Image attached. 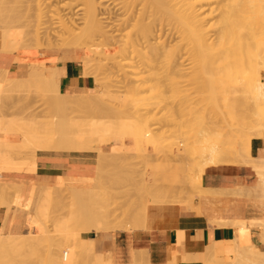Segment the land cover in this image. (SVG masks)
I'll use <instances>...</instances> for the list:
<instances>
[{
    "label": "bare ground",
    "instance_id": "1",
    "mask_svg": "<svg viewBox=\"0 0 264 264\" xmlns=\"http://www.w3.org/2000/svg\"><path fill=\"white\" fill-rule=\"evenodd\" d=\"M11 1H13V0H11ZM4 2H7V0ZM8 3H9V1H8ZM3 4H2V6H3ZM15 4H13L14 5L13 7L12 6L10 7L8 15L5 14V12L3 13L0 11V40H1V43H3V45L7 48L8 53H14V54H18L20 56H26V55L32 56V55H35L36 53H39L40 51H44L47 49H62V48H64V49H68V48L69 49L70 48L83 49L84 54L82 56L83 57L82 61H83V66H84V74H86L88 76L91 75L90 69L94 65H98V62L102 61V63H105V62H107L106 64L112 63L113 65H115L119 69H121V70L123 69V71H124L123 73H125V72L128 73V75L125 74L127 76L126 80L130 79L132 81V79H133V81L134 80L136 82L140 81L142 83L143 81H146L147 79L150 80L152 78L151 80H154V81L153 82L150 81V82L152 84L157 83L156 85L159 87V89H162V87L165 84L166 79L174 78L173 81H172V79L168 80V81H171V82H169V84L172 82H175L174 85H172L173 84L172 83L170 85V87L172 86L173 91H176V92L178 91V88H176V87L173 88V86H175V84L180 85L181 83H183V82H181V83L177 82V81H181L180 79H182V78H180L178 80H177V78H179L180 76L182 77V75L184 73H186L187 71L189 72L190 71L189 69L192 68V72H190V74H194L197 71L199 72L200 71L199 69L204 68L206 65H208V66H206V68L211 67V69L213 66H215V68H217V67L220 68V69L217 68L218 71L221 70V68L223 70V71L221 70V71L217 72L218 74L220 73V75H218V78H219L221 83H224V85H225V84H227V83H225V81H227L228 84H229V82L232 84L235 83V86H236V83L242 84L243 88H244L243 91H245L247 93V95H245L247 97H245V98H248V100H249V98L251 97L255 100L254 103L256 104L257 110L253 114L250 113L251 115L248 113L247 120H248L249 124L248 123L247 124L249 126H245V128L243 127L244 129H247V131L249 133L248 138L245 139V137L242 135V134H244V132L242 133L239 131L241 133V135H238L241 140H242L241 136H243V140L244 139L246 140V144H244L245 142L243 140H242L243 143H241L239 140L240 145H242V144L245 145V147L242 145V148H241V146H239V151L244 152V153L243 152L240 153L243 156L242 160L240 159L242 156L240 157V154H239V151L237 150V148H236L237 151L233 150V148H234L233 143L235 141L237 142V140H235L233 142V140L235 139L236 136L233 135L234 139L231 138V140H229L233 143L228 141L229 143L232 144V147H230L231 145H229V146L226 145V144H228V143H226V140H228V138L225 141H223L226 143L225 145L227 147L223 146L224 144L220 145L219 144L220 141L218 140L219 142H217L216 138H215V144H214L213 143L214 140H212L214 138V136H209V135H211V134H209L210 129H211V131H213L212 127L210 125L211 124L215 125V122L218 120L212 121V122L210 121L209 124L206 122L208 125L204 126L205 128L203 130H201V132H199L198 136H196L197 134L195 132H194L195 134L193 133L196 136V138L193 137L194 140H192L193 139L192 137H191L192 138L191 140H189L187 138V137L190 138L189 135L192 132V131H190V129H187V130H189V135L186 137L187 139L185 140L186 144H187V145L185 144V146L187 148L185 150L187 152L189 148L190 149L193 148L191 150L196 153L197 160L195 161V159H194V161H195L194 163H196V164L191 166V163L193 162L192 155L190 158V160H192V161L189 163V165H187V164L190 160L187 158L189 160L188 162H185L187 165V168H186V165L184 164L185 168L183 169V171L187 175L184 174L185 177H183V179L184 178L185 179L183 180L182 184L180 185V188H178V183L177 184L176 183H172V184L170 183V180H171L170 177H169L170 180L169 181L166 180L167 183H165L166 182L165 178H166V175H168V174L165 175L164 179L160 178V176H157V171H158L159 165L155 161L156 165L158 166V167L155 166V172H156L157 178L159 177L158 179L155 177L156 178V184H158L157 180L159 181V179L160 180L163 179L165 181L164 182L165 186L167 185V187H168L167 189L170 193H168V191L166 192L167 189L165 190L164 189L165 187L163 188V186H162L163 184L160 183V185L162 186V191L164 189V192H162L160 189V192H162V198H161L160 197L161 194L158 192L159 188L161 187L160 185H159L158 191H156V192H158L157 194L155 191H151L152 187L151 188L148 187V186H153V184L146 186V191L149 188L151 192H155V196L160 194V195H158L159 198L157 196V198L155 197L154 199H152V197H149V195L152 193H149V192H148L149 194H146V192H145V196H143V198H141L143 194H141V192H140V195H141L140 200L142 199L141 201H143V202L145 201V202L144 203L141 202L142 206L139 207V208H141L140 209L141 212L140 211L136 212V210H134L136 212L135 215H134L135 212H133V209H135L134 206L137 207L136 204H138V206L140 204L138 202L135 203V201L130 202V199L134 198L136 200L137 198L139 199V197L135 198L136 196L135 197L132 196V198L131 197H130V199L128 198L129 201H126L127 198L125 199V197L123 196L124 194L122 195L123 197H121V196L118 197L119 200H120V197H121V199L122 198L125 199L123 204L126 202V204H124L125 207L122 204L125 209L121 208V210L125 211L126 206L128 207L127 204H129V203H131V205L133 203V205H134V206L132 205L133 209L130 208L131 205H129V210L127 209L128 213H129V211H132L130 213V217H131L132 213H133L132 216H134V217L136 216V219L134 217L133 218L131 217L132 219H130V221L136 220L135 221L136 223L134 221H133V224L129 222L131 224V225L129 224L130 226L133 225V227H131L132 230H133V228L138 229V228L144 227L145 222L147 221L146 219H147L148 206L151 203L179 204V205L187 206L190 209H193L196 212L201 213L199 211V209H200L199 204L195 205V203L193 201L195 199H193V198H195V197L200 198L201 196H204V195L223 196V195H226L227 193H229L228 189H217V188L213 189L210 187H206L204 185V182H203V176H204V173H205L207 168L214 167V166L217 167L220 165H226V163H228L230 161L233 162L232 158L235 160V162H237L236 160H238L240 165L241 164L246 165V166L249 165L252 167V169L254 171H256V173L259 175V179L261 181V185H259L260 188L258 189V187H256V189H257L256 191L262 190L264 192V157H257V156H254L252 154V141H253V139L254 138H264V80H263V73H264V0H26L22 3L20 1V3L17 4L19 6H17V7ZM15 22L22 25L23 28H21V30L17 29L18 25L17 26L14 25ZM1 46H2V44H1ZM1 48H0V51H3L4 49L2 48L3 50H1ZM98 55H99V58L97 60V58H95V56H98ZM96 60H97V62H96ZM200 64L203 67L202 66L200 67L199 66ZM113 65H111V66H113ZM106 66L107 67L109 66V68H111V70H112V67L110 65H106ZM107 67L106 68L104 67V70L107 69ZM116 67L113 66V70ZM197 67H198V69H197ZM215 68H214V70H215ZM202 70H204V69H202ZM210 70L209 69L204 70L205 72L203 74L208 76L209 74L207 75L206 73H207V71H209V73H211ZM8 72H10V71H8ZM23 72H25L27 75L26 76H19V77H8V76L4 77V75H3L2 77H4V78L1 77L2 81H6V83H9V84H6L7 86L8 85L12 86L10 92L13 93L15 91L17 94L20 89L23 90V91H21L22 94H24V91H28V90H30L29 92H31L33 90L38 91L39 87L38 88L36 87L35 89L32 88L33 85L37 86V83L32 84V82H34V81L38 82V80H40L38 82V84L40 82H43V84H44V82H46V85L44 84V86H46V88H49V87L51 88V86H47V83H49V82H53V84L56 86H58L60 84L59 83L60 80L57 77L53 76L52 74L50 75L48 73L45 63L33 61L26 66V69L23 70ZM113 72L114 71H112V73ZM214 72H213V74H214ZM2 73L7 74L5 70ZM118 73H120V72H118ZM186 74L184 75L183 78H185ZM201 74H202V72H201ZM1 75L2 74L0 73V76ZM118 75H120V74H118ZM121 75H123V74L121 73ZM91 76L93 77L94 75H91ZM115 76H117V75H115ZM189 76H191V75H188L186 77L189 78ZM192 76H191V78H192ZM206 76H204V78ZM214 76H215V74H214ZM118 77H120V76H118ZM197 77L199 79V76H197ZM124 78L125 77H123V79ZM208 78H209V76H208ZM25 79L28 80L27 81L28 84H26L27 82L23 83L25 86L24 87L21 83L23 81H26ZM109 79H110V77H109ZM201 79H203V78H201ZM205 81L206 80L203 79V83ZM200 82H202V80ZM193 83H194V81H193ZM221 83H220V85H221ZM30 84L32 85V87L30 89H27V87L29 88L31 86ZM128 84H129V82H128ZM166 84L168 85L167 82H166ZM6 85L4 83V86H6ZM26 85H28V86H26ZM39 85H42V83ZM121 85H123V84H121ZM138 85L139 86L137 88L140 91V89H142L141 84L138 83ZM204 85H205V83H204ZM204 85H202V87H204ZM227 85H225V86L227 87ZM242 85H241V87H242ZM20 86H21V88H20ZM44 86L43 85L40 86V89L42 87V88H44L45 91L47 90V92H49V91L53 92L54 89H56V88H54L53 91H51V90L48 91V89H46ZM207 86L208 85H206L205 88L201 87V89L200 88H197V89H200V91L202 90L201 92H203V90H205V89L208 90L206 88ZM209 86H211V85H209ZM235 86L233 85V87H235ZM23 87L27 90H25ZM53 87L54 86H52V88ZM170 87L168 86V88H170ZM219 87L215 86L214 88L219 89ZM57 88H61V87H57ZM101 88H102V85L100 83L96 82V86L92 87L88 91V93L84 95V98H85V96L87 97L86 98L87 102L89 100L91 101V99H90L91 97H94L92 95L97 96L99 93L102 94ZM8 89H9V86H8ZM217 89H213V91L215 93H217V91H219ZM224 89L226 90V88H223L220 91L223 92L222 90H224ZM3 90H6V89L3 87ZM44 90L42 89L41 91H44ZM164 90H165V86L163 87V91ZM225 90L222 94V96L223 95L224 96L220 97V98H223L224 100H226L225 98H229L228 96L225 95V94H227V93H225L226 92ZM227 90H228L227 92L231 91L230 88ZM163 91H161V93L165 94L166 92L164 93ZM237 91L238 90H236V92ZM7 92L8 91H6L5 93H7ZM47 92H45V93H47ZM54 92L58 95L60 93H62V91L60 89H56ZM214 92H213V94H215ZM5 93L3 94L4 96H5ZM204 93H206V91ZM207 93H209V92L207 91ZM218 93H220V92H218ZM218 93H217V95L219 96ZM242 93H244V92H242ZM56 94H55V97H56ZM68 94L70 95V99L74 98L72 94H70V93H68ZM107 94H109V93L107 92ZM213 94L211 93V95H213ZM230 94L231 93L229 92V95ZM0 95H2V94H0ZM76 95H77V93H76ZM76 95H74V96L77 98H79L80 96L81 97L83 96L80 94L78 96H76ZM6 96H7V94H6ZM66 96H64V97H66ZM157 96H158V94H157ZM207 96H209V98L206 97V95H205V97H202L204 100L207 99V102H208L207 105L209 103H211V102H209V100L213 99V102L216 100V99H214V97L216 95L215 96L213 95L212 99L210 97V94H207ZM248 96H250V97H248ZM9 97H11V96H9ZM88 97H90V98H88ZM97 97H99V96H97ZM154 97H155V95H154ZM22 98L25 99V97H22ZM29 98H30V96H29ZM163 98H164V96H163ZM182 98H184V97H182ZM0 99L2 100V98H0ZM7 99L8 98H6V100ZM68 99H66V100L69 102L70 99L69 100ZM72 99H71V102H72ZM102 99H104V97ZM4 100H5V98H4ZM80 100L81 99H78L76 101L81 102L82 100H85V99H83V97H82V100L81 101ZM96 100L98 101V99H95V102H93V101L92 102L97 103ZM228 100H230V98ZM8 101H9V99H8ZM67 101L65 103H68ZM73 101H74V99H73ZM102 101H105V100H102ZM71 102H69V103H71ZM83 102H85L86 104H84ZM87 102L82 101V103L84 105H87L86 108L90 109L91 105L89 106L87 104ZM99 102H100V99H99ZM161 102H163V101H161ZM219 102L221 104V102H223V101H219ZM243 102H245V101H243ZM246 102H248V101H246ZM251 102H253V101L251 100ZM24 103H25V101H24ZM69 103H68V106H66V107H68L69 109H71V108L73 109L74 103L73 102H72L73 104L71 103L73 107L72 106L69 107ZM199 103H201V106L204 107V105L202 104L203 103L202 101ZM214 103H213V105H216V107L219 106V104L217 106V103H218L217 101L215 104ZM224 103H226V102H224ZM227 103L225 104L226 106H227ZM48 104H49V102H48ZM59 104H57V106H58L57 108L55 107L56 109H59ZM100 104H101V102H100ZM128 104L129 103L127 100V105ZM235 104L237 105L238 103H235ZM2 105H3V103L0 101V111L2 109ZM9 105H10V103H9ZM65 105H67V104H65ZM108 105H109V103H108ZM175 105L172 107L173 109L176 107ZM179 105H181V103ZM195 105H196V103H195ZM195 105H193V107ZM211 105H212V103H211ZM211 105H208V106H211ZM21 106H23V105H21ZM109 106H111V105H109ZM229 106H230V102H229ZM251 106H253V105H251ZM251 106H250V108H251ZM62 107H60V110H58V111H61L62 109L65 111V109H66L65 106L63 108ZM82 107H84V106H82ZM105 107H107V105H105ZM205 107L207 108V106H205ZM216 107H215V109H216ZM239 107H241V106H239ZM254 107H255V105H254ZM99 108L100 107H98L96 109L99 110ZM162 108H163V106H162ZM220 108H223V106ZM224 108H226V107L224 106ZM227 108H228V106H227ZM4 109H5V107H4ZM49 109H50V106H49ZM77 109H79L78 113L80 112L81 114H83L85 112V114H87L86 113L87 111H84V108H82L83 110L81 109V107L80 108L78 107ZM77 109H74V110L76 111ZM101 109H103V108H101ZM101 109H100V111H101ZM104 109H107V108H104ZM188 109H190V108H188ZM45 110H46V108H45ZM110 110H111V107H110ZM110 110L108 112H110ZM182 110H184V109H182ZM208 110L206 109V111H208ZM219 110L217 109L216 112L218 113ZM226 110L227 109H225V111ZM232 110H234L233 107H232ZM50 111L47 109V112H50ZM52 111H54V110H52ZM196 111H197V109H196ZM206 111H205V113H206ZM210 111H212V110H210ZM213 111H214V109H213ZM222 111H223V109H222ZM68 112H69V110H67V113ZM74 112H71V113L74 114ZM216 112H212V113L216 114ZM231 112L232 111L230 110L231 116L226 112V114L228 115L227 116L228 119L230 117H232L231 119H233V117H234V114H233L234 112H232V113ZM252 112H254V111H252ZM64 113H63V115L65 116V114H67V113H65V114ZM71 113H70V115H68V114L66 115V117H65L66 119L63 117V115H62L63 119H61V117H60V120H62V123L60 125H57V127L59 126L58 129L55 126V129L44 127L43 130L42 129H36L35 125H34V124H37V122L39 123L40 120L37 122H34V124H33L34 127H33V125L26 124V122H25L26 117H25V119L19 118V121H18V119L16 121H13V120H9L8 115L5 116L4 114H0V133L5 134V136L7 138L11 137V136L7 135L9 133L20 135L22 137L24 146L27 145L28 147H31L32 149L34 147L33 150H35L37 148L34 151V153L37 152L36 154L38 155V149H39V152L40 151H48L45 149H47L48 147L50 148V146H51V150L49 148L48 149H49V151H53L52 150L53 146L56 145L58 147L60 144H62L63 142L66 141L67 137L63 136L64 133L68 136L69 134H67V132H69V131L74 132L75 131L74 134L76 133V135L73 138L75 143L74 142H73L74 144L71 143L70 141L72 139H68L70 141L67 140L66 143L63 144L64 146L60 145L61 146V148L59 147L60 150L64 151L63 148H65L66 146L70 149L71 147H73V145H74V148H75V145L77 148V145L79 147V145L81 146V144H83L84 146L82 145L83 146L82 149H85V151H88V149H90L89 152H92L93 149H94L93 152H95V150L98 151L100 156H101V161H99V165H101L103 167L102 168L98 167L99 169H97V170L98 171L100 170L99 172L101 173V170L104 171L103 168H105L104 167L105 163H106L105 164V166H106L108 161H111V159L115 160V159L119 158V155H121V152H122L121 149H122L123 143H124V141H126L127 138H133V140L135 141V145L131 147V149L133 150L132 151L133 153L136 150L146 151L145 149H147V145H149V144L153 147L157 146V144H158L157 142H159V141L156 140L157 139L155 137L156 133L159 132L161 134L162 133L164 134L169 129V128L167 129L166 127L167 126L170 127V124H172V123L174 124L175 121H176V123H181V122H177L180 119L178 118V115H176V112H175V114H173V115H176V116H174V118L172 116H170L173 120L175 119L174 122L172 119H170V117H168L167 118V119H169L168 121L172 120V121H170L171 123H166L165 124L166 127H165L164 122L162 121V126L159 127L158 131H157L158 128H154V129L148 128V126H146V123L143 119H142L143 124H144L143 127L140 126V125H143L142 123L138 124V122H140V120H141L140 119L139 121L136 120L137 122L132 121V124H131V121L128 120V122H126V123L124 122V123H120V125L118 124L117 126H114V129H113L112 125L106 124V122L105 123L103 121L97 122L98 120L92 121V119H91L92 122H89V123L84 121L86 123V125H85V123L83 121H81L82 119L79 121H76V118H74L75 120L70 119L69 116H71ZM198 113H200V112H198ZM198 113H196V114H198ZM202 113H204V112L202 111ZM57 114L59 117V113H57ZM61 114H60V116H61ZM211 115H213V114H211ZM219 115H221V114H219ZM223 115H225V114H223ZM236 115H238L237 112H236ZM31 116H33V115H31ZM37 116H38V114H37ZM49 116H51V115H49ZM162 116H164V115H162ZM188 116H187V118H188ZM206 116H208V115H205L204 117L206 118ZM217 116L215 117L216 119H217ZM80 117L84 119L85 116L82 115V116H79V118ZM92 117H94V116H92ZM202 117H203V115H202ZM235 117H237V119H238V116H235ZM161 118H164V117H161ZM177 118L179 120H176ZM208 118H209V116H208ZM208 118H207V120H208ZM34 119H35L34 121H36L35 117H34ZM132 119L134 120V118H132ZM167 119H166V122H168ZM22 120H25V121L22 122ZM52 121L53 120H51V125H54L56 122L53 121V123H54L53 124ZM72 121L75 122L74 125L76 126V129L74 128V130L72 127L73 124L71 123ZM231 121H233V120H231ZM203 122H205L204 119H203ZM220 122H222V121H220ZM224 122H228V120H225ZM185 123L186 122H182L181 125H184V126H182V128L185 127ZM206 123H205V125H206ZM31 124H32V122H31ZM203 124L204 123H202L201 126H203ZM38 125L42 126V124H38ZM187 125L188 124H186V126ZM173 126H171V128ZM174 127L172 129L176 128V127L175 128ZM182 128H180V129H182ZM217 128H219V126H217ZM184 129L186 130V128H184ZM219 129H217L216 131H218ZM155 130L157 132H155ZM237 130H238V128H237ZM170 131H171V129H170ZM175 131H176V129H175ZM219 131H221L222 133ZM219 131L218 132L221 134L224 133L221 129ZM200 133H201V135H200ZM236 133L237 132H235V134ZM53 134L55 135V137H52ZM72 135H73V133H72ZM112 135H116V137H117V140H118L117 145H116L117 148L115 151H113V152L110 151L109 153H107L102 149V143L105 142V140H104L105 136L109 137ZM219 135H217V136H219ZM224 135H225V133L223 134V137H224ZM217 136L215 135V137H217ZM69 137H71V136H69ZM210 137L211 138L213 137V138L211 139ZM223 137L221 135V138H223ZM224 138H226V137H224ZM210 139L212 141H209ZM219 139H220V137H219ZM50 140H52V141L50 142ZM8 141L9 140H5V141L0 142V173L3 174L2 172H10V173L11 172H20V173H22V172L23 173L24 172H28V173L35 172L37 169V160H36L37 158L36 157H38V156L34 153H31V154L35 155V156L31 157L32 159H33V157L36 158V159H34V161L28 160V159H31L28 157H27L28 159H23V161L21 159H19V161H18V159H15L16 156L15 157L13 156L15 153L13 147H15L16 142L10 143ZM46 141H48V144ZM53 141H56V143H54ZM69 142L71 143L70 147H69V145H70ZM43 143H45L46 145L44 144L45 145L44 146ZM51 143H53L54 145ZM77 143H79V144H77ZM66 144H69V145H66ZM237 145H239V143ZM24 146L22 145L23 148H24ZM27 146H25V147H27ZM43 146H44V148H43ZM46 146H48V147L45 148ZM9 147L12 148V150L9 149ZM22 147L20 146L18 148L20 149ZM39 147H42V148L40 149ZM54 148H56V147H53V149ZM76 148L74 151H76ZM32 149L26 148L27 152H30V151L33 152ZM73 149H70V150H73ZM80 149H81V147H80ZM156 149H157V147H156ZM21 150H23V151H20L21 154L25 153V151H24L25 149H21ZM66 150L69 151L67 148L65 149V151ZM160 150H161V148H160ZM191 150H189V151L192 152ZM140 151H138V152H140ZM144 151H143V153H144ZM80 152H81V150H80ZM123 153H125V152H123ZM136 153H135V155H136ZM233 153L236 155H232ZM31 154H28V155H31ZM106 154L109 155V157L111 158L110 160L103 156ZM173 154L174 153H170V155L172 157H175V155H173ZM22 155H26V154H22ZM22 155H21V157H22ZM147 155L146 156L144 155L145 158L147 157ZM170 155L169 154H168V156L166 155V157L168 159L170 158L169 160L172 159V157H170ZM121 156L123 157V154ZM132 156H134V155H132ZM154 156H155V154H154ZM181 156H182V158H181V160H182L184 158V155L181 154ZM194 156H195V154L193 155V158H194ZM124 157H125V155H124ZM185 157H187V156H185ZM22 158H24V156ZM102 158H103V160H102ZM131 158L135 159V157H130V159ZM175 159H177V158H173L172 161H176ZM119 161H122V160L119 159ZM172 161H169V162L171 163ZM123 162L126 163L125 158H124ZM112 163H114V162H112ZM128 163H129V161H128ZM161 163L163 164V162H161ZM167 163H168V161H167ZM130 164H132V163H130ZM137 164L134 163L133 166H135ZM164 164H166V163H164ZM126 165H128V164H126ZM189 166H191V167H189ZM130 167L131 166H129V168ZM131 169L132 168H130V170ZM161 169H162V166H161ZM185 169H187L186 170L187 173H186ZM107 171H108V169H107ZM112 171H114V169ZM133 171L134 170L132 169V172ZM190 171H192L193 177L190 175ZM196 171H197V173L198 172L199 173L196 174ZM164 172H166V171H164ZM100 173L97 174L98 179H95V182L97 181V183H98V181H99L100 184L99 183L97 184L94 182V185H93L94 190L96 188L102 189V186L104 185V179L105 178H103V177H105L107 175H106V173H104L105 175L103 174V177H101V176H99ZM194 173L197 175V177H196V175L194 176ZM107 174H108V172H107ZM114 175H115V173H114ZM110 176H107V177L110 178ZM133 177H134V179L136 178L135 176H133ZM163 177H164V175H163ZM153 178H154V176H153ZM167 178H168V176H167ZM136 179H138V178H136ZM100 180H101V182H100ZM117 180H118V175H117ZM132 180H133V178H132ZM61 181H62V178L60 177L59 180L57 181L58 185L43 187V188H41V191H40L39 190L40 187L35 186V185L27 186V185H23L22 183H18L19 181L14 182L11 180H6V179L0 180V209L5 207L7 209V214L10 213V211H11L10 209L12 208V206H17V207L21 206V207H24L25 210L30 211L31 210V204H32V197L35 195H38V197H39L38 198L39 204L37 203V206L35 208V212H34V214H32L30 221H29L30 230L28 232H26L25 234L4 233L3 231L0 232V264H58L61 262L62 263L64 262L63 264L69 263L68 258H70V257L67 254V256H68V258H67L65 252L68 251V250H66L67 248L68 249L70 248V246H67V244L72 241V237L70 235H72L73 232H72V234L70 233V235L64 237L66 241L63 240L64 238H62V240L58 239L60 241V243L58 242V240H56V242L55 241L52 242L51 241L52 239H50L47 236V234H49V233L46 232L47 233L46 234L44 231H42V229L44 228L43 227L44 226V219H42L41 216L39 215L42 213L43 215L46 216V218L48 217L47 216V210H48V206H49L48 203L50 202L49 199L52 200V198H54L57 195H58L57 197H59V199H57L56 204H58V206L62 205L63 207H64V205H67L66 202H64V203H66V204H64L62 202V199H60V196H62L61 192H62V190L65 189V187L63 185L64 182L61 183ZM143 181L141 180L140 184ZM9 183H12V184L14 183V184L12 186V184H9ZM60 183L62 185H60ZM136 183L137 182H135V184ZM101 184H103V185H101ZM95 185H99L100 187L96 186V188H95ZM60 186H61V188H64V189H61ZM141 186H142V184H141ZM141 186H140V188H142ZM144 186H145V184H144ZM55 188H56V190H55ZM134 188H135V185H134ZM73 189L75 190V188H73ZM83 189L84 188H81V189L78 188V191H76L77 190V188H76V190L74 192L71 190L68 191L70 193L76 192L77 194H73V196L80 198V199L75 198V201H77V202H74V197L71 198L73 201L70 199L71 203H68V204H71L70 207L75 208L78 206V203L83 204V206H85L84 202H85V204H86V202H87V204L89 203L88 204L89 206H87V204H86V206H87L86 209L83 208V210H86V211L81 210L82 211L81 213L83 215H78V214L75 215L77 219L79 218V220L77 222L76 218H74L75 220L73 222L76 221L75 223H77V224L73 223L72 219H71V218H73L72 214H74V211H76V209H72L73 212L71 211V209L69 210L72 212L71 213L72 217L70 216V221L72 222L74 227L80 226L81 228H83L85 226L86 221H87V224L85 226L86 229H88V228L100 229L101 225L111 224V221H110L111 218L109 219V217L111 216V213H110V216L108 214V212H110L111 210L109 211L108 209H113V207L107 208V206L105 204H103L107 208V209H105L104 206H102V203H99L98 201H97L98 202L97 203L94 201L95 196H93V195H95L94 192H96V191H94L93 189L91 190L93 192L88 191V190H90V188H89V189H84L85 192L84 191L82 192L81 190H83ZM105 189L106 188H104V191H105ZM142 189H140V190H142ZM153 189L156 190V188H152V190ZM246 189H244V190L246 191ZM65 190H67V188ZM230 190H234V189H230ZM244 190H243V188H241L242 192ZM121 191H118L116 196H118L119 192H121ZM135 191H136V189H135ZM196 191L198 193H196ZM247 191H249V190H247ZM53 192H54V194H55V192H56V194L57 193H59V194H57V195L55 194V196H53V195L51 196V194H53ZM78 192L85 194L84 197H86V200L82 196L84 198V201H82L83 198L81 199V197H80L81 194ZM88 192L90 193V195L88 194ZM184 192L189 193L190 196L187 199L183 200L182 195H185V194H183ZM239 192L237 191V192H235V194L239 193ZM99 193L100 192H98V194ZM241 193H240V195H242ZM246 193H249V192H246ZM87 194H88V196H91V197L93 196L92 198L94 200L91 197H89V199H88ZM232 194L234 195V193L231 192L230 195L232 196ZM13 195H14V198H13ZM102 195H100V196L102 197ZM140 195L138 194V196H140ZM146 195H148V196H146ZM254 195H256V194H254ZM153 196H154V193H153ZM252 196H253V194H252ZM109 197L112 199L111 194L109 195ZM178 197L182 198V199L178 200L177 199ZM96 198H97V194H96ZM116 198H114L112 200H115ZM138 199L136 201H138ZM39 200H41V202ZM55 200L56 199L54 198V201ZM88 200H89V202H88ZM90 200H92V201H90ZM119 200H117V201H119ZM105 201H107V200H104L101 202L104 203ZM108 201H109V199H108ZM72 202L76 203L77 206H74L75 205L74 203L72 205ZM115 202L116 201H114L112 203H114V205H115ZM120 202L122 203L121 200L119 201V203ZM93 203L95 204V206H93L94 205ZM121 203H120V205H121ZM106 204H108V203H106ZM117 204H118V202H117ZM50 205H51V203H50ZM96 205H98V206L100 205L105 209L104 210L102 207L99 206L100 208H102L106 212V215H105V213H103L105 215V219H103L99 216L100 214L103 215L101 209H100V212H101L100 214L96 213L97 209L99 208L98 206L96 207ZM83 206H81V207H83ZM117 206H119V204L114 206V208ZM120 207H122V206H120ZM118 208L119 207H117V209ZM91 209H92V214L90 212ZM119 209H118V211H119ZM130 209H132V210H130ZM115 210L116 209H114V211ZM114 211H111V212H114ZM77 212L80 213L79 210ZM85 212L88 213V215H86ZM93 212H95L99 216L98 217L99 219L97 218V215L94 214ZM98 212H99V209H98ZM138 213H139V215L137 216ZM60 214H61V212H60ZM84 215H85V217L87 216L88 220H90L91 223H89L90 221H88L87 219L84 218ZM90 215L91 216L93 215L92 216L93 218ZM94 215L96 217H94ZM81 216H83V217L81 218ZM88 216H90V218ZM94 218L95 219L97 218V220H94V221L91 220ZM57 220H58V218H57ZM84 220H85V222H84ZM246 220L247 219H245V218L241 219V220L237 219V220H232V221L223 220V221H221V223H218V222L217 223L220 226L221 225L222 226L228 225V224L232 225L235 228V234H237L238 228H242V227L244 228L247 225ZM51 221H52V223H55L53 221V219ZM70 221H68V223ZM79 222L80 223L84 222L83 223L84 226L79 225L80 224ZM137 222H139V223H137ZM214 222H215V220L212 221V223H214ZM135 224H136V226L134 227ZM137 224H138V226H137ZM256 224L261 226V229L258 233L260 243L254 242L253 237H252V232H251V235H249L246 239H243L242 237L236 236V238L234 237L231 240H227L226 243H225V241H223L224 243L221 241V245L218 244L220 242L219 240H218L219 242L213 241L216 245L218 244L217 247L215 248V244L212 243V245L214 244V246L212 248H215L214 250H215V256H216L215 257L216 263L217 264H242V262H243V264H262V263H258V262H254V263L248 262L247 251L252 250V252L253 251L256 252L257 258H259V259L262 258L263 264H264V248L261 246V245H264V219H263V221H260L259 223L257 222V223L252 224V225L255 226ZM70 225L71 224H69V228H73V225H71L72 227ZM75 225H78V226H75ZM129 225H128V227H130ZM247 226L249 227V225H247ZM128 227H126V228L128 229ZM49 230H48V232H49ZM45 231H47V230H45ZM43 232L45 234H43ZM51 237H53V236H51ZM67 237H68V239H67ZM79 237L81 239H84V241L86 240V238L83 237L82 235ZM240 238L242 239V241H240ZM68 240H70V242ZM249 241H250V243L252 242L253 245L250 244ZM61 243H63V244H61ZM222 244H223V246H222ZM247 245H248V247H247ZM251 245L254 247L252 248ZM209 247H211V245L207 246V248H206L207 250L205 249L204 252H201V254L197 257V258L202 259L203 264H214L213 261L215 259L214 260L211 259V257H212L211 253L212 252L209 253V250H210ZM208 248H209V250H208ZM56 250L57 251L59 250L58 253L60 251L64 250L65 254H63V252H62V253H59L60 254V256H59V254L57 255L56 253H54V254H56L57 258L56 257L52 258L54 256V254L52 255V253ZM145 251H144V249L142 250L143 254H145ZM140 252H141L140 249H138L136 253L141 254ZM227 252H229L230 255L227 254ZM136 253H135V256H137V257L139 256V258H141V256L136 255ZM197 253H200V252H197ZM173 254H175V253H173ZM62 255L63 256L65 255V257L67 259L63 258ZM145 255L147 256V254H145ZM91 256L92 255H90V258H91ZM106 256H107V254L102 255V257H104V258ZM59 257H60V260H58ZM94 257L95 256H93V258ZM173 257L174 256L172 255L169 258L168 263H166V264H173ZM93 258H91V259L94 261H98L97 260L98 258L95 257L96 260H95V258L94 259ZM142 258H144V256H142ZM61 259H64V260L66 259L67 261L66 260L64 261ZM145 259H147V258L145 257ZM137 260H141V259H137ZM147 260H148L149 264H153V263H151V261L149 259H147ZM147 260H145V261H147ZM136 261L134 264H136V263L142 264L143 263V262L138 263ZM141 261H143V260H141Z\"/></svg>",
    "mask_w": 264,
    "mask_h": 264
},
{
    "label": "rangeland",
    "instance_id": "2",
    "mask_svg": "<svg viewBox=\"0 0 264 264\" xmlns=\"http://www.w3.org/2000/svg\"><path fill=\"white\" fill-rule=\"evenodd\" d=\"M3 1V2H2ZM4 1H6V0H0V11L1 12H5V14H7L8 15V12H9V10H10V7L12 6H14L13 4H15L16 5V7L17 6H19V5H17V4H19L20 3V1H21V3L22 2H24V1H26V0H13V1H11V0H7V2H4ZM8 1H9V3H8ZM19 2V3H18ZM4 3V4H3ZM13 3V4H12ZM2 4H3V6H2ZM5 7V8H4ZM3 8V9H2ZM3 10V11H2ZM14 25H18V28L17 29H19V30H21V28H23L22 27V25H20L19 23H17V22H15L14 23ZM180 40V39H179ZM3 42V41H2ZM1 44H2V46H1ZM4 49H2V48ZM0 48H1V50H3V51H0V52H6L7 51V48L3 45V43H1V40H0ZM45 51V50H44ZM81 51H82V54H84V50L83 49H81ZM40 52H43V51H40ZM40 52L39 53H36L35 55H32L33 57H35L36 55H38V54H40ZM6 53H8V51L6 52ZM31 56V55H30ZM83 58V57H82ZM95 58H97V60H98V58H99V55L98 56H95ZM97 60H96V62H97ZM106 61V60H105ZM107 62H105V63H102V61L101 62H98V65H94L91 69H90V71H91V75H94L93 76V80H95V82H97V83H100L101 85H102V88H101V91H102V94L101 93H99L97 96H99V97H97V96H95V95H92V96H94V97H88V98H90L91 99V101L89 100L88 102H87V97L85 96V98H84V93H77V95H76V93H74V94H72L73 95V99H74V101H73V99H72V102L74 103L76 100H78V99H81L82 100V97H83V99H85V100H82V101H86L87 102V104L93 109H87L86 108V106L87 105H84V104H86L85 102H83L82 103V101L81 102H78V101H76L75 103H74V107L72 106V102H71V99H70V95L68 96L66 93L64 94L63 92L62 93H60L59 95L58 94H56L54 91L56 90V89H60V88H57V87H60L58 84V86H56V85H54L53 84V82H49V83H47V86H51V88H52V86H54L52 89L49 87V88H46V86H44V84L46 85V82H44V84H43V82H40L39 84H41L42 83V85L46 88V89H48V91L49 90H51V91H53V89L54 88H56V89H54V91L53 92H47V90L45 91L44 90V88H42L41 87V89H40V86H42V85H39L38 84V82L40 81V80H38V82L36 81H34V82H32V84H36L37 83V86L36 85H33V87H32V85L28 88L27 87V89H30L31 87L32 88H38L39 87V90L38 91H35V90H33V91H31V92H29L30 90H28V91H24V94H22L21 93V91H23V90H19L18 91V93L16 94V92L14 91L13 93L12 92H10L11 91V88H12V86H10V85H8L9 86V89H8V86L6 85V84H9V83H6V81H2V79H1V77L4 75V77H6L7 76V74H5V73H2L4 70H1L0 71V73L2 74L1 76H0V94H2V95H0L1 97L0 98H2V100L0 99V101L3 103V105H2V109H1V111H0V114H4L5 116L6 115H8V118H9V120H13V121H16L17 119H18V121H19V118H24L25 119V117H26V121L25 120H22V122H26V124H30V125H33L34 124V122H37V121H39V123L37 122V124H34L35 125V128L36 129H44V127L45 128H53V129H55V126H56V128L58 129V127H57V125H60L61 123H62V120H60V117H61V119H63L62 118V115H63V113L65 112V113H67V110H69V112L67 113L68 115H70V113L71 112H74L75 110L74 109H77L78 107L80 108L81 107V109L82 108H84V111H87L86 113L87 114H85V112L83 113V114H81L80 112L78 113V110L79 109H77L75 112H74V114L73 113H71V116H69V118L70 119H74V118H76V121H79V120H81V121H85V122H87V123H89V122H92V121H97V122H106V124H110V125H112V128L114 129V126H117L118 124L120 125V123H126V122H128V120H130L131 121V124H132V121H135V122H137V121H139L140 119V122H138V124L139 123H142L143 124V120L145 121V123H146V126H148V128H152V129H154V128H158L157 129V131L159 130V127H161L162 126V121L164 122V125L166 124V123H171L170 121H172L173 119L170 117V116H172L173 118H174V116H176V115H178V118L180 119H176V120H179V121H177V122H181V123H176V121H175V123L172 125V124H170V127H166V125H165V127L168 129V131L167 132H165L164 134L162 133H156V140H158L159 142H157L158 144H157V149H156V147H153V146H151L150 144L149 145H147V149H145L146 151H144V153H143V151L141 150H136L134 153L132 152L133 150L131 149V147L132 146H134L135 145V141L133 140V138H127L126 139V141H124V143H123V146H122V149H121V155L123 154V157L121 156V155H119V158H117V159H115V160H113V159H111L110 157H109V155H103L104 157H106V158H108L109 160L111 159V161H108V163H107V165L105 166V164H104V167L105 168H103L104 169V171L103 170H101V173L97 170V169H99V168H102L103 166H101V165H99V161H101V156H100V154H99V152L98 151H96L95 150V153H96V156H97V169H96V173H95V179H98V175L97 174H99L100 173V175L99 176H101V177H103V174L104 173H106V175L107 176H110L111 174V176H110V178L109 177H107V176H105V177H103V178H105L104 179V185L103 184H101V185H103L102 186V189H97L96 188V186H99V185H95V190L93 189L94 188V182H95V179L93 180V183L91 184V186H90V190H88V191H91L92 189L94 190V191H96V192H94V194L95 195H93V196H95L94 197V199L91 197V196H88V194L90 195V193L88 192V194H87V198L89 199V197H91L95 202H99V203H102V206H104L103 204H105L106 206H107V208H112L113 207V209H108L109 211L111 210V211H114V209H116L114 212H108V214H109V216H110V213H111V216L109 217V219L111 218V224H109V225H101V227H100V229H97V228H88V229H86V224H87V221L85 222V220H84V222H85V226L83 225V223H80L79 225H83L84 227L83 228H81L80 226H78V225H75V226H78V227H74V225L72 224V222L75 220L74 218H76V214H78V215H83L81 212L82 211H86V210H83V208L84 209H86L87 208V206H89L88 204H87V202H86V204H87V206H86V204H85V202H84V205L86 206H83V204H80V203H78V206L76 205V203H74V202H77V201H75V198H77V199H80V198H78V197H75V196H73V194H77L76 192L75 193H73L75 190H76V188H75V190L73 189V188H69V187H66L65 185H64V183H63V185H64V187H65V189L67 188V190H65L64 188H61V186H60V188L61 189H64V190H62V192H61V194H62V196H60V199H62V202L64 203V202H66L67 203V205H64V207L62 206V205H59L58 206V204H56L57 203V199H59V197H57L58 195L57 194H59V193H57L56 194V192H55V194L57 195V196H55V194H54V192H53V194H51V196L53 195V196H55L54 198L56 199L55 201H54V198H52V200L51 199H49V206H48V210H47V218H46V216L45 215H43L42 213L41 214H39L40 216H41V218L42 219H44V228L42 229V231H44L45 233L47 232V233H49V234H47V236L50 238V239H52L51 241L53 242V241H55L56 242V240H58V239H61L62 240V238H64L65 236H68V235H70V233L72 234V232H73V234L72 235H70L71 237H72V241L70 242V240H68L70 243H68L67 244V246H70V248L68 249H66V250H68V251H66L65 253H66V257L68 258V256H67V254L69 255V257L70 258H68V260H69V263L68 264H114V263H111V260L109 259L110 257H109V255L107 254V256L104 258V257H102V255L103 254H100V253H98L97 251H96V247H95V239H87L86 237H85V235H86V233H89V232H96V233H102V232H104V231H117V230H124V229H126V230H132V228L131 227H133V225L132 226H130L131 224L130 223H132L133 224V221H130V219H132L134 216H132V214H131V217H130V213L132 212V211H129V213H128V211H127V209L129 210V205H131V203H129V204H127L128 205V207L126 206V212L124 211V210H121V208H123V209H125L124 207H125V205L124 204H126V202L123 204V202L125 201V199H126V201H129L128 200V198L130 199V197L132 198V196L133 197H135V198H137V197H139V199H138V201H136L134 198L133 199H130V202H134L135 201V203H139L140 205L138 206V204H136L137 205V207H135L134 205H133V203H132V205L134 206V208L135 209H133V207H132V205H131V207L130 208H132L133 209V212H135L134 210H136V212H139L140 211V209L141 208H139L140 206H142V203L141 202H143V201H141L140 200V197H141V195H140V192H141V194H143L142 195V197L141 198H143V196H145V192H146V194H149V193H152V194H150L149 195V197H152V199H154L155 197L157 198V196L158 195H160L161 194V198H162V192H164V189L166 190L168 187H167V185L165 186V183H167V181H169L170 179V183L172 184V183H178V188H180V185L182 184V182H183V180L185 179H183V177H185V175H187V174H185V172L183 171V169L185 168L184 167V164L186 165V163L185 162H188L189 160H190V158H191V155H192V160H193V162L191 163V166H193V165H195L196 163H194L196 160H197V155H196V153L194 152V151H192L191 149H193V148H189L188 149V151L186 152V150L185 149H187L186 148V146H185V144H186V139L188 138L189 140H191L193 137L194 138H196V136H198L199 135V132H201V130H203L205 127L204 126H207L209 123H210V121L212 122V121H216V120H218V121H216L215 122V125L213 124H211L210 126L212 127V130L213 131H211V129H210V132H209V134H211V135H209V136H214V138L212 139L211 137V139L212 140H214V144H215V138L217 139L216 141L217 142H219V144L220 145H223V146H225V147H227L226 145H231L230 147H232V144L231 143H233L235 140H237V142L235 141L234 143H233V150H236V148H237V150L239 151V146H241V148H242V145H240V142L241 143H243L242 142V140H243V136L245 137V139H247L248 138V131H247V129H244L245 128V126H249L248 124H249V122H248V120H247V115H248V113L250 114H253V113H255L256 112V110H257V108H256V104L254 103L255 102V100L253 99V98H251L250 96H248V97H250L249 98V100H248V98H245V97H247V96H245V95H247V93L245 92V91H243L244 90V88H243V85L242 84H238V83H236V86H235V83L234 84H232V83H230L229 82V84H228V82L227 81H225V83H227V84H225V85H227V87L224 85V83H221L220 82V80H219V78H218V75H220V73L218 74L217 72H219V71H221L222 70V68H221V70H219L218 71V69H220V68H215V66H213L212 67V69H211V67L210 68H206V66H208V65H206L204 68H201V69H199L200 71L197 73V72H195L194 74H190V72H192V68L191 69H189L190 71L186 74V73H184L183 75H182V77L180 76L179 78H177V80L178 79H180V78H182V79H180L181 81H177V82H179V83H181V82H183V83H181L180 85L178 84H175V86H173V88L174 87H176V88H178V91L176 92V91H173V89H172V86L170 87V85L172 84V85H174V83L175 82H172V83H170L169 84V82H171V81H168V80H171L172 79V81L174 80V78H171V79H166V81H165V84H166V82L168 83V85L166 84H164V86H165V90L163 91V87H162V89H159V87L155 84V83H151V82H153L154 80H151L150 78V80H148L147 78V80L146 81H143L142 83L139 81V82H136L135 80L133 81V79H132V81L129 79V80H126V78H127V76L126 75H128V73H123L124 71H123V69L121 70V69H119L118 67H116L115 65H113L112 63H110V64H106ZM109 63V62H108ZM82 64H83V61H82ZM106 65H113L114 67H116V68H114V70H113V66H111L112 67V70H111V68H109V66L107 67ZM198 66V65H197ZM200 67L202 66L201 64L199 65ZM198 66V67H199ZM104 67L106 68L107 67V69H105L104 70ZM198 67H197V69H198ZM203 67V66H202ZM214 68H215V70H214ZM116 69V70H115ZM120 71H119V70ZM202 69H204V70H210L211 71V73H209V71H207V75L209 76V78H208V76H206L205 74H203L205 71L204 70H202ZM217 69V70H216ZM25 70V69H24ZM107 70V71H106ZM118 70V71H117ZM213 70V71H212ZM112 71H114L113 73H112ZM196 71V70H195ZM216 73H215V72ZM223 71V70H222ZM117 72V73H116ZM118 72H120V73H118ZM201 72H202V74H201ZM213 72H214V74H215V76H214V74H213ZM115 73V74H114ZM121 73L123 74V75H121ZM107 76H106V75ZM113 76H112V75ZM118 74H120V75H118ZM126 74V75H125ZM186 74V76H188V75H193L192 76V78H191V76H189V78L188 77H186L185 76V78H183L184 77V75ZM27 74L25 73V72H21V74H20V76H26ZM90 75V76H91ZM115 75H117V76H115ZM125 75V76H124ZM202 75V76H201ZM206 76L205 78H204V76ZM211 75V76H210ZM118 76H120V77H118ZM122 76V77H121ZM197 76H199V79H198V77ZM213 76V77H212ZM4 77H2V78H4ZM109 77H110V79H109ZM115 77V78H114ZM123 77H125L124 79H123ZM122 80H120V79ZM201 78H203L204 80H206L204 83H205V85H204V83H203V79H201ZM176 79V78H175ZM209 79V80H208ZM26 80V79H25ZM186 80V81H185ZM197 80V81H196ZM202 80V82H200ZM263 80H264V73H263ZM28 80H26V81H23L21 84L24 86V84L23 83H25V82H27ZM121 81V82H120ZM149 81V82H148ZM151 81V82H150ZM176 81V80H175ZM193 81H194V83H193ZM196 81V82H195ZM199 81V82H198ZM5 83V85L6 86H4V83ZM127 82V83H126ZM128 82H129V84H128ZM131 82V83H130ZM135 82V83H134ZM186 82V83H185ZM31 83V82H30ZM52 85H51V84ZM138 83H140L141 84V88L142 89H140V91H139V89L137 88L139 85H138ZM147 83V84H146ZM198 83V84H197ZM201 83V84H200ZM220 83H221V85L223 86H221L220 85ZM20 84V85H21ZM26 84H28V82L26 83ZM49 84V85H48ZM121 84H123V85H121ZM128 84V85H127ZM152 84V85H151ZM149 87H148V86ZM155 85V86H154ZM189 85V86H188ZM200 85V86H199ZM202 85H204V87H202ZM206 85H208L206 88L208 89V90H203V92H201L200 91V89H201V87L202 88H205V86ZM209 85H211V86H209ZM233 85L235 86V87H233ZM241 85H242V87H241ZM26 86H28V85H26ZM124 86V87H123ZM128 86V87H127ZM168 86L170 87V88H168ZM179 86V87H178ZM199 86V87H198ZM215 86H220L219 87V89H217V88H214ZM3 87L6 89V90H3ZM25 87V86H24ZM23 87V88H24ZM122 87V88H121ZM210 87V88H209ZM232 87V88H231ZM237 87V88H236ZM16 88V87H15ZM20 88H21V86H20ZM133 88V89H132ZM181 88V89H180ZM197 88H200V89H197ZM223 88H226V92L225 93H227V94H225L226 96H228L229 98H230V100H228L229 98H225L226 100H224L223 98H220V97H223L222 96V94H223V92H224V90H222L223 92H221L220 90L221 89H223ZM231 89V91H229L231 94L229 95V92H227L228 90L227 89ZM241 88V89H240ZM243 88V89H242ZM25 89V88H24ZM27 89H25V90H27ZM44 90V91H41V90ZM125 89V90H124ZM131 89V90H130ZM146 89V90H145ZM158 89V90H157ZM169 89V90H168ZM172 89V90H171ZM188 89V90H187ZM213 89H217V90H219V91H217V93L218 92H220V93H218L219 94V96L217 95V93H215L214 91H213ZM235 89V90H234ZM32 90V89H31ZM122 90V91H121ZM175 90V89H174ZM187 90V91H186ZM210 90V91H209ZM236 90H238L237 92H236ZM5 93L6 91H8L7 93H5V96L3 95L4 93ZM59 91V90H58ZM161 91H163L165 94H163V93H161ZM170 91V92H169ZM206 91V93H204ZM207 91L209 92V93H207ZM216 91V90H215ZM28 92V93H27ZM39 92V93H38ZM45 92H47V93H45ZM57 92V91H56ZM60 92V91H59ZM58 92V93H59ZM107 92L109 93V94H107ZM125 94H124V93ZM160 92V93H159ZM190 92V93H189ZM213 94V92L215 93V94H213L215 97H214V99H216L214 102L216 103V101L218 102L217 103V106H218V104H219V106L218 107H216V105H213V95H211V93ZM234 92V93H233ZM236 92V93H235ZM241 92V93H240ZM242 92H244V93H242ZM178 93V94H177ZM6 94H7V96H6ZM11 94V95H10ZM33 94V95H32ZM35 94V95H34ZM55 94H56V97H55ZM71 94V93H70ZM83 95L81 98L79 97V98H77V97H75L74 95H76V96H78V95ZM137 94V95H136ZM157 94H158V96H157ZM207 94H210V97H211V99L212 100H209V102H211L212 103V105H211V103H209L208 105H211V106H208L207 105V99H203L202 97H205V95H206V97H208L209 98V96H207ZM221 94V95H220ZM11 96V97H9V96ZM21 97H20V96ZM23 95V96H22ZM26 95V96H25ZM63 97H62V96ZM68 97H67V96ZM71 95V96H72ZM146 95V96H145ZM154 95H155V97H154ZM232 95V96H231ZM249 95V94H248ZM29 96H30V98H29ZM39 96V97H38ZM59 96V97H58ZM61 96V97H60ZM64 96H66V97H64ZM127 96V97H126ZM144 96V97H143ZM163 96H164V98H163ZM177 96V97H176ZM194 98H193V97ZM218 96V97H217ZM22 97H25V99L24 98H22ZM104 97V99H102ZM137 97V98H136ZM166 97V98H165ZM182 97H184V98H182ZM218 99H217V98ZM238 97V98H237ZM4 98H5V100H4ZM6 98H8L9 99V101H8V99L6 100ZM18 98V99H17ZM61 98V99H60ZM70 100H69V99ZM173 98V99H172ZM244 98V99H243ZM23 99V100H22ZM66 99H68L69 100V102H71V103H69ZM95 99H98V101L96 100V102L97 103H93V102H95ZM99 99H100V102H101V104H100V102H99ZM130 99V100H129ZM163 99V100H162ZM172 99V100H171ZM189 99V100H188ZM221 99V100H220ZM253 101V102H251V100ZM27 100V101H26ZM61 100V101H60ZM102 100H105V101H102ZM127 100H128V105H127ZM6 101V102H5ZM13 101V102H12ZM24 101H25V103H24ZM30 101V102H29ZM43 101V102H42ZM46 103H45V102ZM60 101V102H59ZM68 102L69 103V107H73V109L71 108V109H69L68 107H66V106H68V103H65V102ZM93 101V102H92ZM161 101H163V102H161ZM203 102L202 104L204 105V107L203 106H201V103H199V102ZM219 101H223V102H221V104H220V102ZM240 101V102H239ZM243 101H245V102H243ZM246 101H248V102H246ZM12 102V103H11ZM48 102H49V104H48ZM60 104H59V103ZM158 102V103H157ZM206 102V103H205ZM224 102H228L227 103V106H228V108H227V106L225 105L226 103H224ZM229 102H230V106H229ZM232 102V103H231ZM234 102V103H233ZM9 103H10V105H9ZM44 103V104H43ZM108 103H109V105H111V106H109L108 105ZM178 103V104H177ZM181 103V105H179ZM195 103H196V105H195ZM205 103V104H204ZM214 103V104H215ZM224 105H223V104ZM235 103H238L237 105L235 104ZM51 104V105H50ZM57 104H59V109H56L58 106H57ZM65 106V108L67 109H65V111L62 109L64 106ZM65 104H67V105H65ZM97 104V105H96ZM100 106H99V105ZM163 104V105H162ZM169 104V105H168ZM176 104V105H175ZM185 104V105H184ZM192 104V105H191ZM241 104V105H240ZM244 104V105H243ZM5 105V106H4ZM9 105V106H8ZM21 105H23V106H21ZM79 105V106H78ZM105 105H107V107H105ZM167 105V106H166ZM176 106L174 109L172 108L173 106ZM179 105V106H178ZM191 105V106H190ZM193 105H195L194 107H193ZM221 105V106H220ZM243 105V106H242ZM251 105H253V106H251ZM254 105H255V107H254ZM9 108H8V107ZM29 106V107H28ZM44 106V107H43ZM46 106V107H45ZM49 106H50V109H49ZM63 106V107H62ZM78 106V107H77ZM82 106H84V107H82ZM88 106V107H89ZM130 106V107H129ZM140 106V107H139ZM162 106H163V108H162ZM178 106V107H177ZM205 106H207V108L205 107ZM223 106V108H220V107H222ZM224 106L226 107V108H224ZM239 106H241V107H239ZM250 106H251V108H250ZM4 107H5V109H4ZM56 107V108H55ZM60 107H62L61 109L63 110H61V111H58V110H60ZM77 107V108H76ZM96 107V108H98V107H100L99 108V110L98 109H94V108ZM109 107V108H108ZM110 107H111V110H110ZM126 107V108H125ZM186 107V108H185ZM193 107V108H192ZM212 107V108H211ZM215 107H216V109H215ZM231 107V108H230ZM232 107H233V109L234 110H232ZM237 107V108H236ZM45 108H46V110H45ZM101 108H103V109H101ZM104 108H107V109H104ZM130 108V109H129ZM188 108H190V109H188ZM197 109V111H196V109ZM203 108V109H202ZM208 110V111H206V109ZM255 108V109H254ZM22 111H21V110ZM47 109L50 111H52V110H54V111H50V112H47ZM56 109V110H55ZM100 109H101V111H100ZM110 110V112H108L109 110ZM129 109V110H128ZM160 109V110H159ZM173 109V110H172ZM182 109H184V110H182ZM186 109V110H185ZM213 109H214V111H213ZM219 110V114H221V115H219L217 112H216V110ZM222 109H223V111H222ZM225 109H227L226 111H225ZM232 111V112H234L233 114H234V117L235 116H238V119H237V117H233V119H231L232 117H230L231 115H230V110ZM254 109V110H253ZM31 112H30V111ZM74 110V111H73ZM83 110V109H82ZM104 110V111H103ZM134 110V111H133ZM191 110V111H190ZM199 110V111H198ZM204 112V113H202V111ZM210 110H212V111H210ZM4 111V112H3ZM27 111V112H26ZM56 111V112H55ZM58 111V112H57ZM130 111V112H129ZM176 112V115H173V114H175V112ZM187 111V112H186ZM205 111H206V113H205ZM229 111V112H228ZM252 111H254V112H252ZM30 114H29V113ZM34 112V113H33ZM62 114H61V113ZM93 112V113H92ZM147 112V113H146ZM153 112V113H152ZM190 112V113H189ZM198 112H200V113H198ZM212 112H216V114L218 115H216V114H214V113H212ZM226 112L230 115L229 117V119H228V115L226 114ZM231 112V113H232ZM236 112H237V114L238 115H236ZM56 113V114H55ZM57 113H59V117H58V114ZM64 113V114H65ZM95 113V114H94ZM102 113V114H101ZM196 113H198V114H196ZM29 114V115H28ZM37 114H38V116H37ZM53 114V115H52ZM60 114H61V116H60ZM67 114H65V116L63 115V117L65 118L66 117V115ZM80 114V115H79ZM85 114V115H84ZM98 114V115H97ZM130 114V115H129ZM146 114V115H145ZM159 114V115H158ZM203 115V117H202V115ZM208 115L209 116V118H208V116H206V118L204 117L205 115ZM211 114H213V115H211ZM223 114H225V115H223ZM250 114V115H251ZM25 115V116H24ZM31 115H33V116H31ZM41 117H40V116ZM49 115H51V116H49ZM85 116L84 117V119L83 118H79V116ZM90 115V116H89ZM105 115V116H104ZM161 115V116H160ZM162 115H164V116H162ZM166 115V116H165ZM186 117H184V116ZM189 115V116H188ZM217 116V119L215 118L216 116ZM77 116V117H76ZM92 116H94V117H92ZM111 116V117H110ZM133 116V117H132ZM187 116H188V118H187ZM191 116V117H190ZM200 118H199V117ZM30 117V118H29ZM34 117L36 118V121H34L35 119H34ZM43 117V118H42ZM87 117V118H86ZM89 117V118H88ZM97 117V118H96ZM108 117V118H107ZM161 117H164V118H161ZM168 117H170V119H172V120H170V121H168L169 119H167ZM190 117V118H189ZM226 117V118H225ZM241 117V118H240ZM104 118V119H103ZM130 118V119H129ZM132 118H134V120L132 119ZM136 118V119H135ZM161 118V119H160ZM184 118V119H183ZM198 118V119H197ZM207 118H208V120H207ZM215 118V119H214ZM31 119V120H30ZM53 120L54 122H56L55 124L53 123V121H52V123L54 124V125H51V120ZM66 119V118H65ZM68 119V118H67ZM88 119V120H87ZM90 119V120H89ZM91 119H92V121H91ZM95 119V120H94ZM143 119V120H142ZM147 119V120H146ZM154 119V120H153ZM165 119V120H164ZM166 119H167V121L168 122H166ZM183 119V120H182ZM192 119V120H191ZM203 119H204V121L205 122H203ZM211 119V120H210ZM237 119V120H236ZM246 119V120H245ZM75 120V119H74ZM125 120V121H124ZM137 120V121H136ZM161 120V121H160ZM175 120V119H174ZM174 120H173V122H174ZM191 120V121H190ZM207 120V121H206ZM225 120H228V122H224ZM231 120H233V121H231ZM32 122V124H31V122ZM142 121V122H141ZM193 121V122H192ZM220 121H222V122H220ZM50 122V123H49ZM84 122V123H85ZM182 122H186L185 123V127L184 128H186V130L187 129H190V131H192L191 133H190V135H189V130H185L184 128H182V126H184V125H181L182 124ZM200 122V123H199ZM208 124H207V123ZM220 122V123H219ZM72 124H73V130H74V128L76 129V126L74 125V121H72L71 122ZM134 123V122H133ZM160 123V124H159ZM195 123V124H194ZM198 123V124H197ZM202 123H204L203 124V126H201L202 125ZM205 123H206V125H205ZM219 123V124H218ZM224 125H223V124ZM239 125H238V124ZM248 123V124H247ZM38 124H42V126H39ZM157 126H156V125ZM179 124V125H178ZM186 124H188L187 126H186ZM191 124V125H190ZM193 124V125H192ZM218 124V125H217ZM223 126H222V125ZM230 124V125H229ZM34 125H33V127H34ZM48 125V126H47ZM52 127H51V126ZM85 125H86V123H85ZM134 125V124H133ZM136 125V124H135ZM150 125V126H149ZM178 125V126H177ZM140 126H144V124L143 125H140ZM145 126V127H146ZM152 126V127H151ZM171 126H173L175 129H176V131H175V129H172L171 128ZM194 126V127H193ZM217 126H219V128L225 133V135H224V137H226V138H224L223 137V134H221L222 132L221 131H219L220 129L219 128H217ZM235 128H234V127ZM242 126V127H241ZM139 127V126H138ZM182 128V129H180V128ZM196 127V128H195ZM203 127V128H202ZM226 127V128H225ZM244 127V128H243ZM219 129L218 131L219 132H221V133H219L218 131H216L217 129ZM228 128V129H227ZM237 128H238V130H237ZM240 128V129H239ZM161 129V128H160ZM166 129V130H167ZM170 129H171V131H170ZM179 131H178V130ZM192 129V130H191ZM72 130V129H71ZM197 132H196V131ZM156 130H155V132H157ZM231 131V132H230ZM244 132V134H242L243 136H241L242 137V140L240 139V137L238 136V135H241V133L240 132ZM246 131V132H245ZM75 132V131H74ZM74 132H72V131H69V132H67V134H69L68 136L64 133L63 134V136L64 137H67V139H66V141L68 140V139H72L71 141L70 140H68V141H70L71 143H75V141H74V137H75V135H76V133L74 134ZM82 132V131H81ZM197 134L196 136L194 135L195 133ZM213 132V133H212ZM227 132V133H226ZM235 132H237L236 134H235ZM250 132V131H249ZM72 133H73V135H72ZM185 133V134H184ZM194 133V134H193ZM216 133V134H215ZM240 133V134H239ZM177 134V135H176ZM220 134V135H219ZM8 136H11V137H6V140H9V139H11V138H14L16 135H17V140H15V141H8V142H16L15 144V147H13V149H14V151H15V153H14V157H15V159H18V161H19V159H21L22 161H23V159H28V158H31L32 156H35L34 154H36L37 152H35L34 153V151L37 149H35V150H33L34 149V147H33V149L31 148V147H28L27 145H25V146H27V147H25L24 146V143H23V140H22V137L20 136V135H18V134H7ZM160 135V136H159ZM181 135V136H180ZM186 135V136H185ZM190 136V138L189 137H187V136ZM192 135V136H191ZM194 135V136H193ZM200 135H201V133H200ZM215 135L217 136V135H219V136H217V137H215ZM221 135H222V137L223 138H221ZM228 135V136H227ZM238 136L237 138L235 137V139H234V136ZM69 136H71V137H69ZM185 136V137H184ZM231 136V137H230ZM233 136V137H232ZM52 137H55V135L53 134V136ZM187 137V138H186ZM192 137V138H191ZM219 137H220V139H219ZM162 138V139H161ZM178 138V139H177ZM194 138L192 139V140H194ZM228 138V140H226ZM230 138V139H229ZM231 138H233L232 140H233V142H231V141H229V140H231ZM55 139V138H54ZM209 140V141H212V140ZM243 140L245 143L244 144H246V140ZM254 139H256V138H254ZM253 139V140H254ZM260 139H264V138H260ZM104 140H105V142H103L102 143V149L105 151V152H107V153H109L110 151L111 152H113V151H115L116 150V148H117V142H118V140H117V137H116V135H112V136H105L104 137ZM219 140V141H218ZM226 140V143H228V144H226L225 142H223V141H225ZM239 140H240V142H239ZM52 140H50V142H51ZM66 141L65 142H63L62 144H60V145H62V146H64L63 144H65L66 143ZM185 141V142H184ZM231 142V143H229V142ZM47 142V144H48V141H46ZM54 143H56V141H53ZM69 142V144H66V145H69V147L71 146V143ZM170 142V143H169ZM180 142V143H179ZM183 142V143H182ZM73 143V144H74ZM239 143V145H237ZM45 143H43V145H44ZM51 144H53V143H51ZM50 144V145H51ZM77 144H79V143H77ZM218 144V145H219ZM226 144V145H225ZM235 144V145H234ZM22 145L24 146V148L22 147ZM46 145V144H45ZM44 145V146H45ZM54 145V144H53ZM53 146V147H56V148H54L53 149V147H52V150L53 151H59L60 150V148H61V146ZM65 145V146H66ZM83 144H81V146L79 145V147H78V145H77V148H76V145H75V148H76V151H78L79 149H80V147H81V152H89V150L90 149H88V151H85V149H82V147L84 146H82ZM187 145V144H186ZM237 145V146H236ZM17 146V147H16ZM22 147V148H18V147ZM44 146H43V148H44ZM244 147H245V145H243ZM48 146H46L45 148H47ZM60 147V148H59ZM18 148V149H17ZM26 148H30V149H32L33 150V152H27V150H26ZM40 149L42 148V147H39ZM49 148V147H48ZM45 149V150H48L49 151V149L51 150V146H50V148L49 149ZM68 149L69 151H74L75 150V148H74V145H73V147H71L70 149H73V150H70L67 146L65 147V148H63V150L65 151V149ZM85 148V147H84ZM160 148H161V150H160ZM9 149H11L12 150V148H10L9 147ZM16 149V150H15ZM21 149H25L24 151H25V153H22V154H26V155H22L21 154V152L20 151H23V150H21ZM144 149V148H143ZM245 149V148H244ZM79 150V151H80ZM92 150V149H91ZM189 150H191L192 152H190ZM236 150V151H237ZM242 150V149H241ZM61 151V150H60ZM67 151V150H66ZM93 151H94V149H93ZM92 151V152H93ZM138 151H140V152H138ZM160 153H159V152ZM40 152H42V151H40ZM123 152H125V153H123ZM132 152V153H131ZM139 154H137V153ZM146 152V153H145ZM243 152V151H242ZM242 152H240L239 151V154L240 153H242ZM31 153H34V154H31ZM38 153H39V149H38ZM131 153V154H130ZM135 153H136V155H135ZM159 153V154H158ZM170 153H174L173 155H175V157H172L171 155H170ZM184 153V154H183ZM244 153V152H243ZM28 154H31V155H28ZM142 154V155H141ZM148 154V155H147ZM151 154V155H150ZM154 154H155V156H154ZM168 154L170 155V157H172V159L171 160H169L167 157H166V155L168 156ZM181 154L182 155H184V158L181 160V158H182V156H181ZM186 154V155H185ZM188 154V155H187ZM195 154V156H194V158H193V155ZM21 155H22V157L24 156V158H22L21 157ZM37 155V154H36ZM124 155H125V157H124ZM132 155H134V156H132ZM138 155V156H137ZM141 155V156H140ZM147 155V157L145 158V156ZM232 155H236V154H232ZM38 156V155H37ZM99 156V157H98ZM121 156V157H120ZM128 156V157H127ZM140 156V157H139ZM144 156V157H143ZM159 156V157H158ZM185 156H187V157H185ZM189 156V157H188ZM242 155L240 154V157H241ZM28 157V158H27ZM103 157V158H104ZM130 157H135V159H133V158H131L130 159ZM137 157V158H136ZM153 157V158H152ZM161 157V158H160ZM163 157V158H162ZM166 157V158H165ZM179 157V158H178ZM258 157V156H257ZM37 158V157H36ZM36 158H34L33 157V159L31 158V159H28V160H33L34 161V159H36ZM103 158H102V160H103ZM124 158H125V162L128 160L129 161V163H128V161L126 162V163H124L123 162V160H124ZM155 158V159H154ZM166 160H165V159ZM173 158H177V159H175L176 161H172L173 160ZM189 160H188V159ZM242 158H243V156L240 158L241 160H242ZM119 159H121L122 161H119ZM153 159V160H152ZM164 159V160H163ZM186 159V160H185ZM194 159H195V161H194ZM236 159V158H235ZM239 159V160H240ZM37 160V159H36ZM132 160V161H131ZM134 160V161H133ZM180 160V161H179ZM192 160H190L189 162H188V164L187 165H189V163L192 161ZM232 160H233V162H228V163H226V165H240V163H239V161L238 160H236L237 162H235V160L232 158ZM17 161V160H16ZM136 161V162H135ZM138 161V162H137ZM155 161H156V163L159 165V167L156 165V163H155ZM167 161H168V163H167ZM169 161H172L171 163L169 162ZM112 162H114V163H112ZM120 162V163H119ZM122 162V163H121ZM161 162H163V164L161 163ZM178 162V163H177ZM183 162V163H182ZM111 163V164H110ZM124 163V164H123ZM130 163H132V164H130ZM137 164V165H135V166H133V164ZM164 163H166V164H164ZM126 164H128V165H126ZM130 164V165H129ZM99 165V166H98ZM103 165V164H102ZM187 165H186V168H187ZM129 166H131L130 168H132L134 171L132 172V169L130 170V168H129ZM133 166V167H132ZM155 166H157L158 167V171H157V176H160V178H165V175L166 174H168V175H166V178H165V181L162 179V180H160L159 179V181L157 180V182H158V184H156V178H157V176H156V172H155ZM161 166H162V169H161ZM191 166H189V167H191ZM220 166H222V165H220ZM240 166H243L244 168H246V169H248L250 172H251V174H252V178H251V181H252V183H250L249 185H242V186H239L236 190H235V192H239V193H236L235 194V192H234V195L232 194V196H233V198H236V199H239L241 202H243L244 204H245V206H246V209H247V217H249V218H251V219H247L246 220V222H247V225H249V227L246 225L244 228L242 227V228H238L237 229V234H235V238H236V236L237 237H242L243 239H246L249 235H251V232H252V237H253V240H254V242H256V243H260V240H259V235H258V233H259V231H260V229H261V226H259V225H252V224H255V223H259L260 221H263V219H264V192L261 190V191H256L257 189H256V187H258V189L260 188L259 187V185H261V181H260V179H259V175L256 173V171H254L253 169H252V167L251 166H246V165H240ZM99 167V168H98ZM109 167V168H108ZM167 167V168H166ZM218 167V166H217ZM165 168V169H164ZM210 168V167H209ZM107 169H108V171H107ZM114 169V171H112V170ZM160 169V170H159ZM208 169V168H207ZM206 169V170H207ZM136 170V171H135ZM141 170V171H140ZM163 170V171H162ZM187 169H185V171H186ZM103 171V172H102ZM108 172V174H107V172ZM164 171H166V172H164ZM155 172V173H154ZM111 173V174H110ZM114 173H115V175H114ZM118 173V174H117ZM159 173V174H158ZM186 173H187V171H186ZM192 173V171H190V175L193 177V173ZM199 173V172H198ZM197 173V171H196V174H198ZM102 174V175H101ZM185 174V175H184ZM195 173H194V176L196 175ZM105 175V174H104ZM117 175H118V180H117ZM120 175V176H119ZM162 175V176H161ZM163 175H164V177H163ZM133 176H135L136 178H138V179H134V177ZM153 176H154V178H153ZM167 176H168V178H167ZM97 177V178H96ZM156 177V178H155ZM169 177H170V179H169ZM196 177H197V175H196ZM195 177V178H196ZM132 178H133V180H132ZM141 178V179H140ZM143 178V179H142ZM159 178V177H158ZM157 178V179H158ZM121 179V180H120ZM145 179V180H144ZM194 179V178H193ZM192 179V180H193ZM103 180V179H102ZM107 180V181H106ZM110 180V181H109ZM138 180V181H137ZM143 181V182H141V184H142V186H141V184H140V181ZM109 181V182H108ZM122 181V182H121ZM172 181V182H171ZM63 182V180L61 181V183ZM100 182H101V180H100ZM106 182V183H105ZM135 182H139L138 184L136 183L135 184ZM154 182V183H153ZM165 182V183H164ZM60 183V185H62ZM95 183H97V181L95 182ZM98 183H99V181H98ZM97 183V184H98ZM103 183V182H102ZM160 183L161 184H163L162 186H163V191H162V186L160 185ZM9 184H12V183H9ZM14 184V183H13ZM13 184H12V186H13ZM100 184V183H99ZM144 184H145V186H144ZM153 184V186H148V185H152ZM56 185H58V184H56ZM119 185V186H118ZM134 185H135V188H134ZM159 185L161 186L160 188H159ZM50 186H55V185H50ZM106 186V187H105ZM108 186V187H107ZM140 186L143 188H140ZM146 186H148L149 188H156V190L155 189H153L152 190V188H151V191H158V188H159V193L160 194H158V195H156L155 196V192H151L150 191V189L148 188L147 189V191H146ZM10 187V186H9ZM100 187V186H99ZM104 188H106L105 189V191H104ZM121 188V189H120ZM241 188H243V190L244 189H246V191L244 192H242L241 191ZM255 188V189H254ZM89 189V188H88ZM109 189V190H108ZM111 189V190H110ZM135 189H136V191H135ZM140 189H142V190H140ZM160 189H161V191L162 192H160ZM239 189V190H238ZM54 190V189H53ZM55 190H56V188H55ZM54 190V191H55ZM69 190H71V191H73V192H68ZM123 192H122V191ZM247 190H249V191H247ZM254 190V191H253ZM41 191V190H40ZM76 191H78V188H77V190ZM80 191V190H79ZM82 192L84 191V189L83 190H81ZM80 191V192H81ZM117 191V192H116ZM118 191H121V192H119V194H118V196H116L117 195V193H118ZM168 191V189L166 190V192ZM80 192H78V193H80ZM85 192V191H84ZM91 192H93V191H91ZM98 192H100L99 194H98ZM135 192V193H134ZM137 192V193H136ZM144 192V193H143ZM149 192V193H148ZM158 192H156V194L158 193ZM186 192V191H185ZM183 193V194H185V195H182V198H183V200L184 199H187L190 195H189V193ZM242 192V193H241ZM246 192H249V193H246ZM254 192V193H253ZM153 193H154V196H153ZM168 193H170L169 191H168ZM196 193H198L197 191H196ZM240 193L242 194V195H240ZM246 193V194H245ZM70 194V195H69ZM81 194V199L85 196V194H83V193H80ZM96 194H97V198H96ZM103 194V195H102ZM111 194V197H112V199H114V198H116L115 200H112L110 197H109V195ZM124 194V195H123ZM130 194V195H129ZM132 194V195H131ZM138 194L140 195V196H138ZM164 194V193H163ZM188 194V195H187ZM252 194H253V196H252ZM254 194H256V195H254ZM263 194V195H262ZM69 195V196H68ZM100 195H102V197L100 196ZM105 195V196H104ZM115 195V196H114ZM125 197V199L124 198H122L121 199V197H123V196ZM192 195V194H191ZM260 197H259V196ZM65 196V197H64ZM83 196V197H82ZM119 196H121L120 197V200L122 201V203H121V205H120V203H119V199H118V197ZM146 196H148V195H146ZM184 196V197H183ZM187 196V197H186ZM62 197V198H61ZM68 197V198H67ZM74 197V202H72V205H73V203L75 204L74 206H77V207H75V208H73V207H70L71 206V204H68V203H71V198H73ZM100 197V198H99ZM109 199V201H108V199ZM216 197V196H215ZM262 197V198H261ZM13 198H14V195H13ZM38 198L39 197H36V199L35 200H33V204H32V206H31V210H30V212H28L29 213V221H30V218H31V216H32V214H34V212H35V208H36V206H37V203L39 204V202H38ZM65 198V199H64ZM67 198V199H66ZM85 198V200H86V197H84ZM84 198H83V200L82 201H84ZM90 198V199H91ZM148 198V197H147ZM158 198H159V196H158ZM182 198H177L178 200L179 199H182ZM198 198L199 197H195V198H193V199H195V200H193L194 201V203L195 202H197V200H198ZM201 198V197H200ZM71 199V200H70ZM111 199V200H110ZM104 200H107V201H105L104 203L103 202H101V201H104ZM117 200H119V201H117ZM132 200V201H131ZM40 202H41V200H39ZM55 203H54V202ZM73 201V200H72ZM79 201V200H78ZM90 201H92V200H90ZM114 201H116L115 202V205H114V203H112V202H114ZM80 202V201H79ZM88 202H89V200H88ZM94 202V203H95ZM97 202V203H98ZM111 202V203H110ZM117 202H118V204H119V206H117V207H119L118 209H119V211H118V209H117V207H115L114 208V206H116V205H118L117 204ZM145 202V201H144ZM143 202V203H144ZM50 203H51V205H50ZM66 203H64V204H66ZM83 203V202H82ZM93 203V204H94ZM106 203H108V204H106ZM110 203V204H109ZM128 203V202H127ZM80 204V205H79ZM113 204V205H112ZM124 205V207H123V205ZM199 203H195V205H198ZM101 205V204H100ZM99 205V206H100ZM109 205V206H108ZM52 206V207H51ZM55 208H54V207ZM62 206V207H61ZM81 206H83V207H81ZM91 206V205H90ZM93 206H95V204L93 205ZM98 205H96V207H97ZM98 206V207H99ZM102 206H100V207H102ZM106 206H104V208L105 209H107L106 208ZM120 206H122V207H120ZM13 207V206H12ZM51 207V208H50ZM61 207V208H60ZM81 207V208H80ZM95 207V208H96ZM98 208L99 209V212H98V209H97V214H100L101 212H100V209H101V211H102V214L103 213H105V215H106V212L102 209V208ZM63 208V209H62ZM89 208V207H88ZM12 209V208H11ZM10 209V210H11ZM71 209V211H72V209H76V211H74V214H72L73 215V218H71L72 219V222L70 221V216H71V213L73 212H71V211H69ZM90 209V208H89ZM132 209H130V210H132ZM80 211V213H78L77 211ZM82 210V211H81ZM88 210V209H87ZM138 210V211H137ZM104 211V212H103ZM124 211V212H123ZM49 212V213H48ZM60 212H61V214H60ZM91 214H92V209H91ZM89 212V213H90ZM136 212L134 213V215L136 214ZM141 212V211H140ZM58 213V214H57ZM86 213V212H85ZM94 214H96L95 212H93ZM96 214V215H97ZM56 215V216H55ZM77 215V216H78ZM86 215H88V213H86ZM105 215L103 214V215H99L101 218H103V219H105ZM113 215V216H112ZM139 215V213L137 214V216ZM91 216V215H90ZM90 216H88L89 218H90ZM93 216V215H92ZM91 216V217H92ZM98 215H97V218L99 217ZM53 217V218H52ZM72 217V216H71ZM80 217V216H79ZM83 216H81V218H82ZM94 217H96L95 215H94ZM130 217V218H129ZM56 218V219H55ZM57 218H58V220H57ZM84 218L85 219H87L88 220V218H87V216L85 217V215H84ZM93 218V217H92ZM97 218L95 219H91V220H97ZM135 219H136V216L134 217ZM238 218H240L239 220H241V219H244V218H241V217H238ZM53 219V221L55 222V223H52V220ZM99 219V218H98ZM46 220V221H45ZM78 220H79V218L77 219L76 218V221L78 222ZM59 221V222H58ZM68 221H70L69 223H68ZM75 221V222H76ZM83 221V220H82ZM88 221H90V220H88ZM136 221V220H135ZM134 221V222H135ZM43 222V221H42ZM75 222H73V223H75ZM130 222V223H129ZM221 223V221H215V224H218V223ZM57 223V224H56ZM67 223V224H66ZM89 223H91V221L89 222ZM136 223V222H135ZM137 223H139V222H137ZM47 226H46V225ZM49 224V225H48ZM69 224H71V225H73V228H69ZM75 224H77V223H75ZM130 224V225H129ZM65 225V226H64ZM70 225V226H71ZM128 225L130 226V227H128ZM136 226V224L134 225V227ZM137 226H138V224H137ZM72 227V226H71ZM126 227H128V229L126 228ZM130 228V229H129ZM47 230V231H45V230ZM51 231H50V230ZM135 228H133V230H134ZM48 230H49V232H48ZM43 232V234H45ZM53 236V237H51V236ZM83 236V237H85L86 238V240L84 241V239H81L79 236ZM43 236V235H42ZM67 239H68V237H67ZM63 240H65V238L63 239ZM66 241V240H65ZM82 241V242H81ZM84 241V242H83ZM227 241V240H226ZM226 241H225V243H226ZM240 241H242V239L240 238ZM58 242L60 243V241L58 240ZM62 242V241H61ZM219 242V241H218ZM223 242V241H222ZM229 242V241H228ZM64 243V242H63ZM63 243H61V244H63ZM214 243V242H213ZM224 243V242H223ZM249 243H250V241H249ZM70 244V245H69ZM215 244V243H214ZM214 244L212 245V244H210L211 245V247H209L210 248V250H209V248H208V250H209V253H211L212 255V257H211V259H215L213 262H214V264L216 263V256H215V248L217 247V245L219 244V245H221V241L216 245L215 244V248H212L213 246H214ZM248 244V243H247ZM250 244H252V242L250 243ZM253 245V244H252ZM251 245V247L253 248L254 246H252ZM209 246V245H208ZM222 246H223V244H222ZM250 246V245H249ZM263 248H264V245H261ZM247 247H248V245H247ZM207 248V247H206ZM205 248V249H206ZM43 249V248H42ZM45 249V248H44ZM144 249V251H145V254H147V256L149 257V251H147L148 249L147 248H140V253L141 254H139V253H136L137 252V250H132L131 251V258H130V263L129 264H134L135 263V261L137 260V259H141V260H143V261H141V260H137L136 262H143L142 264H147L148 263V260L147 259H149L145 254H143V252H142V250ZM207 250V249H206ZM212 250V251H211ZM59 251V250H58ZM58 251L56 250V251H54L53 253H52V255L54 254V253H56L57 255L59 254V253H62L63 252V254H65L64 253V250L63 251H60L59 253H58ZM136 251V252H135ZM68 252V253H67ZM136 253V255H140L141 256V258H139V256L137 257V256H135V253ZM255 251H253L252 252V250L251 251H247V254H248V256H247V260H248V262L249 263H254V262H258V263H262L263 264V260H262V258L261 259H259V258H257V256H256V252L254 253ZM253 253V254H252ZM56 254H54V256L52 257V258H57V256H56ZM227 254H229V252H227ZM90 255H92L91 256V258H93V256H95L96 258H98L97 260L98 261H94V260H92L91 258H90ZM230 255V254H229ZM59 256H60V254H59ZM135 258H134V257ZM142 256H144V258H142ZM174 257H173V264H178V262H179V256L178 255H173ZM62 257L63 258H66L65 257V255L63 256L62 255ZM61 257V258H62ZM94 257V258H95ZM145 257L147 258V259H145ZM246 257V256H245ZM66 258V259H67ZM93 258V259H94ZM96 258H95V260H96ZM104 258V259H103ZM137 258V259H136ZM65 259V260H66ZM134 259V260H133ZM198 259H200L201 261H202V259L201 258H198ZM57 260V259H56ZM58 260H60V257L58 258ZM61 260H64V259H61ZM64 260V261H65ZM88 260V261H87ZM90 260V261H89ZM110 260V261H109ZM145 260H147V261H145ZM67 261V260H66ZM57 262V261H56ZM203 262V261H202ZM58 263V262H57ZM64 263V262H63ZM62 262L61 263H58V264H63ZM137 264V263H136ZM141 264V263H140ZM149 264V263H148ZM217 264V263H216ZM242 264H243V262H242Z\"/></svg>",
    "mask_w": 264,
    "mask_h": 264
},
{
    "label": "crops",
    "instance_id": "3",
    "mask_svg": "<svg viewBox=\"0 0 264 264\" xmlns=\"http://www.w3.org/2000/svg\"><path fill=\"white\" fill-rule=\"evenodd\" d=\"M82 56L81 49L77 48L47 49L35 57L0 52V69L6 73L10 71L7 73L8 77H19L29 63H45L48 73L60 80V90L63 93L87 94L96 86V82L92 76L84 74ZM17 139L16 135L9 140ZM5 140V134L0 133V142ZM252 154L264 157V139L256 138L252 141ZM96 160L95 152L42 151L38 153L35 172H2L0 180L19 181L23 185L38 186L41 190L43 187L56 185L61 177L66 187L88 189L95 179ZM251 178V172L240 165L210 167L204 173V185L213 189H228L229 193L198 198L195 203H199L201 213L179 204L151 203L148 206L145 228L89 232L85 237L95 239L96 251L108 254L114 264H129L131 251L140 248H148L149 260L153 264H166L172 255L179 256L178 264H203L197 257L208 245L213 241H226L235 237L232 225L220 226L212 221H232L240 219L238 217L251 219L247 217L245 204L230 195L239 186L252 183ZM36 197L38 195L32 197V204ZM28 212L30 211L24 207L13 206L7 214V209L1 208L0 232H28Z\"/></svg>",
    "mask_w": 264,
    "mask_h": 264
}]
</instances>
